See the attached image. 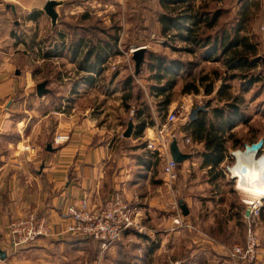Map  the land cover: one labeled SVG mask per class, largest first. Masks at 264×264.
<instances>
[{
  "label": "crops",
  "instance_id": "obj_1",
  "mask_svg": "<svg viewBox=\"0 0 264 264\" xmlns=\"http://www.w3.org/2000/svg\"><path fill=\"white\" fill-rule=\"evenodd\" d=\"M48 1L0 0V253L6 254L0 264H163L158 258L164 246L157 235L168 233L166 236L173 240L168 251L176 254L182 234L175 227L177 216L183 219L188 235L180 263L208 264L211 254L228 257L234 245L244 244L251 218L255 220L250 215L251 205L245 201L248 198L231 193L242 188L231 179H223L227 172L219 167L214 178L211 167L202 163V150L197 157L181 150L191 157L179 163L178 180L172 186H162L161 166L143 147L155 136L156 127L148 125L137 133L146 113L152 115L155 124L160 121L154 115L162 111L161 96L150 86L139 84L148 105L142 102L135 110L128 103L134 91L129 77L138 75L131 74L127 65L134 62L129 50L146 45L150 49L156 38L169 35L162 29L161 15L177 12L184 5L173 1L166 5L165 0H56L57 18L53 22L45 11ZM237 1L236 10L241 13L251 8L248 4L252 6V0ZM220 19L221 13L215 26ZM247 19L237 21L242 26L239 32L258 44L255 58L264 64L258 41L244 33ZM201 53L204 55L203 50ZM170 60L174 62L171 70L176 72V86L182 80V67L176 68V60ZM206 75L210 77V73ZM186 79L182 80L181 92L195 78ZM199 80L195 83L197 92L182 93H216L221 97L222 77L215 79L220 83H214L209 95L201 77ZM42 82L48 92L40 96L37 87ZM164 83L161 80L160 85ZM127 95L130 98L126 99ZM182 107L187 112L191 108ZM141 109L146 113L138 117L136 111ZM131 121L132 134L125 136ZM184 134L193 139L189 131L180 132L179 148L181 142L184 144ZM198 143L203 146L198 141L194 145ZM195 167L207 173L206 180H197ZM227 169L230 172V167ZM117 191L135 209L136 223L105 253L95 240L63 231L70 220L66 214L69 204L86 197L95 208ZM181 200L189 210L187 215ZM33 212L46 216L54 235L14 248L9 223ZM259 247L264 255V236Z\"/></svg>",
  "mask_w": 264,
  "mask_h": 264
},
{
  "label": "rangeland",
  "instance_id": "obj_2",
  "mask_svg": "<svg viewBox=\"0 0 264 264\" xmlns=\"http://www.w3.org/2000/svg\"><path fill=\"white\" fill-rule=\"evenodd\" d=\"M252 6L248 4L246 11H243L242 13L237 9L238 1L237 0H224L222 3L216 2V0H196V6H205L206 10H219L221 13V21H219V24H217L213 29L207 30L204 29V32L206 34H216L221 33L223 30L227 32H231V30L235 29L238 25L237 21L242 20L245 17H248L247 19V27L244 31V33H249L251 36H254L256 41H258L262 52L264 51V0H252ZM244 10V9H243ZM169 12V11H168ZM171 12H173L171 10ZM174 14V13H173ZM225 23V24H222ZM239 22V21H238ZM171 36V37H170ZM152 36H149L147 39L150 40V43L153 41ZM177 37H173L171 33L169 35H166L165 38H156L151 44L150 49H146L148 53L146 54V59L144 61V64L142 66V69L138 75H135L136 78L133 76V87L135 84L137 85H143L145 88H149L151 84H156L157 81L152 79V70L148 67L147 57L149 56V52L152 51L155 54H158L159 56H165L168 60L171 58H174L176 60L175 62L179 65V67H182L180 75L181 79L185 80H192L198 78L196 82L200 81V77L206 75L207 73L211 74V71L213 69H218L222 74V83H224V73L225 68L221 62L215 63L214 61H203L201 49L198 47H194L193 45H190L186 42H182L179 39H176ZM149 46V45H148ZM147 45L145 46V48ZM193 50V51H192ZM129 56L131 55L129 50ZM133 54V53H132ZM264 54V53H262ZM133 59V57H132ZM134 61V59H133ZM156 63V60H155ZM127 65L129 66V69L131 68V74L135 73V61L133 63L128 62ZM128 73L130 71L128 70ZM127 73V74H128ZM129 75V74H128ZM212 78H214V75H211ZM138 78L140 80H138ZM220 78V77H219ZM182 80H179L175 88H173L171 93V104L168 106V111L166 114L163 115V111L156 112L154 116H157V118L160 120L158 123L162 124L167 120L168 114L172 111H178L177 119L176 121L171 125V129H174L180 136V132H185L190 130V118L189 114L191 111V108H195L196 105H203L205 106L206 113L210 114L211 111L214 108H220L226 105V103L233 102V98L236 96L242 100L240 103V110L243 111L244 116L247 119V122L244 121H238V123L235 124L234 128L231 130V133L226 132V136L228 137V140L226 142L227 145V151H226V160L223 161V163L219 166V170L227 172V175H225V178L232 181L233 184L240 187L239 185V179L234 176L231 169L236 165V152L238 150H245L247 145H252L254 143H258L260 141L263 142V145L261 149L258 150L257 158H260L264 155V83L258 82L255 84H252L251 86H246L244 88L243 85H241V81L238 78H228L225 79V95L223 97H217L216 93H213L210 96L207 95H199L194 96L191 94L185 95L181 92V86H182ZM165 82V80H163ZM216 82V81H215ZM214 82V83H215ZM220 83V81H217L216 84ZM160 84V83H159ZM206 84V83H205ZM139 85L138 89L137 86L134 87V91L132 93V99L128 101L130 105L133 106V108L136 110L138 107H142V102L147 104V99L145 98L144 94V88H142ZM215 85V84H214ZM222 86V84H221ZM131 85V88H133ZM231 94V95H230ZM228 95L233 96L232 99L228 100ZM141 96V97H140ZM230 97V98H231ZM151 98V97H150ZM153 98V97H152ZM155 99V97L153 98ZM159 100L161 98L159 97ZM185 105L186 109L182 107V105ZM129 105V106H130ZM148 105V104H147ZM132 109V114L135 113V110ZM170 111V112H169ZM203 111V110H201ZM238 120V119H237ZM155 125V126H154ZM153 126L156 127L157 123ZM152 126V127H153ZM230 134H233L230 137ZM181 142V141H180ZM195 141L193 140V144H187L184 142H181L180 150H184L186 152H189L193 154V156L197 157V152L200 150H203V146L198 143L197 145H194ZM157 163L161 166L160 171V178L159 182L162 186H170L166 184L163 174V164L164 159L160 157V160L157 161ZM227 167H230V172L228 171ZM195 172V173H194ZM218 172V171H217ZM215 172V173H217ZM219 173V172H218ZM246 174H250L249 170L246 169ZM194 176H196L197 180H206L207 173L204 171H201L197 169L196 167L193 170ZM213 177H216V174L213 175ZM189 180V179H188ZM241 188V187H240ZM163 190L167 191L166 188L163 187ZM166 193V192H165ZM235 195L239 197H247L248 199H245L246 203L251 205L250 208V215L255 216V220H252L251 218V224L253 228L255 229L256 234H258V242L260 245V239L263 240L264 236V207H261L264 204V195L257 193L256 191H245V189L242 187V189L236 190ZM244 197V198H245ZM173 204V203H172ZM163 205H168L167 203ZM178 207V202H177ZM263 209V210H262ZM262 210V211H261ZM171 212L173 210H170ZM253 221V222H252ZM185 223L183 225H175V227L179 230H182V234L178 239V244H176L177 253L175 254L172 251L169 250V245H173V240H169V238L166 236L168 233L161 232L159 235L161 240V244L164 246L162 248V252L159 256V261L163 264H171L178 263V264H188L187 262L180 263V259H184L185 257V248L184 243L187 239L188 235L186 234L185 229ZM160 229H163L164 227H159ZM167 228V227H166ZM247 232V231H246ZM247 234V233H246ZM261 237H260V236ZM155 236V238L157 237ZM154 238V239H155ZM158 240V238L156 239ZM260 249V247H259ZM259 250V254H260ZM211 253V252H210ZM263 255V252H261ZM229 259L227 260V258ZM228 257H222L218 256L214 257L210 256V262L208 264H234V260L230 257V252L228 254ZM260 258V256H259ZM201 258H198L200 261ZM261 259V258H260ZM176 261V262H175ZM261 264H264V255L262 256V259L260 260Z\"/></svg>",
  "mask_w": 264,
  "mask_h": 264
},
{
  "label": "trees",
  "instance_id": "obj_3",
  "mask_svg": "<svg viewBox=\"0 0 264 264\" xmlns=\"http://www.w3.org/2000/svg\"><path fill=\"white\" fill-rule=\"evenodd\" d=\"M171 1L184 5V7L177 12L169 11L161 15L163 21L162 29L164 32L171 33L173 37H177L176 39L185 41L194 47L202 48L204 54L202 56L204 59L214 61L221 60L225 68L223 76L225 79L226 77L238 78L244 88L254 83H264V64L262 63V59L255 58L258 52V44L252 42L247 35L239 32L242 28L241 24H238L231 32L224 30L222 33L206 34L204 29L211 30L215 27L220 16L219 11L206 10V5L204 8L203 6H196V0H165L166 5ZM147 62L149 69L153 72L151 76L152 79L156 80L158 83L151 84L150 89L154 90L156 95L161 96L159 107L160 110L165 111L166 106L171 102V93L176 84L174 76L176 72L171 70L174 62L152 51L149 52ZM175 67L180 68L177 63H175ZM171 73H173V76L170 75ZM211 75H214V78H212ZM219 77H222V74L218 69H213L210 77L208 75L201 77L203 84L206 83L204 84V91L206 94L209 95L214 91L215 79ZM131 79L132 77L130 76L129 84L132 83ZM225 79L218 91V95L221 97L226 94ZM161 80H165L163 85L159 84ZM194 80L186 83L182 89L183 93L198 91ZM131 85L133 87V84ZM230 97L231 96L228 95L227 99L230 100L233 98V96ZM238 97L236 96L233 98V102L228 101L223 107L214 108L210 114L204 111L200 112L198 117L190 122V128H188L190 130L189 133L195 141L203 143V150L200 153L203 158L202 163L205 166L211 167L210 171H212V174H218L217 168L226 158V142L228 140L226 132L231 133L235 124L238 123L237 119L247 122L243 111L240 110V103L242 100ZM127 98H130V96L127 95L126 99ZM136 112L138 117L146 113L144 109ZM154 124L155 121L152 115L146 113V117L141 119L138 123L137 133H142L145 127ZM232 135L233 134H230V137ZM143 147L147 148L146 142L143 143ZM151 154L155 156L156 162L160 160L158 152L151 151Z\"/></svg>",
  "mask_w": 264,
  "mask_h": 264
},
{
  "label": "built area",
  "instance_id": "obj_4",
  "mask_svg": "<svg viewBox=\"0 0 264 264\" xmlns=\"http://www.w3.org/2000/svg\"><path fill=\"white\" fill-rule=\"evenodd\" d=\"M139 48L141 47L131 48L130 53L132 54ZM177 112H171L164 123H158L155 136L146 140L147 148L158 152L159 156L164 159V179L170 186L179 177V163L172 158L170 151L172 141H179V134L171 129V125L177 119ZM57 138L64 139L63 137ZM183 140L187 144H193V139L187 134H184ZM66 214L70 220L66 222L63 231L76 237L95 240L99 243L102 253L119 242L124 233L136 223L135 209L118 191L95 208L90 206L88 198H81L66 207ZM174 223L184 224L180 216L176 217ZM8 232L10 243L14 248H22L41 237L54 235L46 216L39 212L14 218L8 225ZM229 252L231 259L235 261L234 264H261L258 237L252 224L248 225L244 244L234 245Z\"/></svg>",
  "mask_w": 264,
  "mask_h": 264
},
{
  "label": "water",
  "instance_id": "obj_5",
  "mask_svg": "<svg viewBox=\"0 0 264 264\" xmlns=\"http://www.w3.org/2000/svg\"><path fill=\"white\" fill-rule=\"evenodd\" d=\"M57 4H58V2L56 0H49L45 6V11L52 18L53 22H55L56 18H57V13L55 10V7ZM145 52H146L145 47H141V48H139L133 52V59L135 61V72H136V74H139L141 69H142V66H143L144 61H145ZM263 62H264V58H263ZM37 90H38L37 93L40 96L47 93L48 90L46 89L45 82L39 83ZM201 110H206L205 106L202 105V106H197V107L193 108L189 114V118L191 120H195L197 118L198 112ZM133 128H134V124L131 121V122H129L128 128L125 132V136H131ZM262 145H263V142L260 141L258 143L252 144L251 146H253L255 148L256 152L258 153V150L261 149ZM170 151H171L172 158L178 163H182L184 160L191 157V154L183 153L180 150L177 140L172 141V143L170 145ZM180 206L183 210V214L187 215L189 210H188L187 206L183 203L182 200L180 201ZM0 255H1V259H4L6 257V254L4 252L0 253Z\"/></svg>",
  "mask_w": 264,
  "mask_h": 264
},
{
  "label": "bare ground",
  "instance_id": "obj_6",
  "mask_svg": "<svg viewBox=\"0 0 264 264\" xmlns=\"http://www.w3.org/2000/svg\"><path fill=\"white\" fill-rule=\"evenodd\" d=\"M236 159L231 171L238 177L240 187L264 195V155L257 158L255 148L248 145L245 150L236 152ZM246 169L250 174L245 173Z\"/></svg>",
  "mask_w": 264,
  "mask_h": 264
}]
</instances>
